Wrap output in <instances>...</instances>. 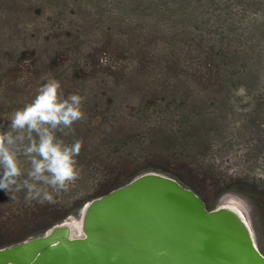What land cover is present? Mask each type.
<instances>
[{
  "label": "trees",
  "instance_id": "16d2710c",
  "mask_svg": "<svg viewBox=\"0 0 264 264\" xmlns=\"http://www.w3.org/2000/svg\"><path fill=\"white\" fill-rule=\"evenodd\" d=\"M44 3L52 51L40 60L35 47H0V129L46 77L58 79L65 95L84 97L85 118L64 139L82 140L79 180H93L53 192V202L0 189V248L158 170L193 188L209 209L225 193L241 195L264 252V0ZM236 142L244 145L241 163L220 168L215 148ZM19 161L26 173L27 159Z\"/></svg>",
  "mask_w": 264,
  "mask_h": 264
},
{
  "label": "water",
  "instance_id": "95a60500",
  "mask_svg": "<svg viewBox=\"0 0 264 264\" xmlns=\"http://www.w3.org/2000/svg\"><path fill=\"white\" fill-rule=\"evenodd\" d=\"M0 264H264V252L240 208L209 209L175 176L146 170L87 200L73 221L1 247Z\"/></svg>",
  "mask_w": 264,
  "mask_h": 264
},
{
  "label": "clouds",
  "instance_id": "9594fccd",
  "mask_svg": "<svg viewBox=\"0 0 264 264\" xmlns=\"http://www.w3.org/2000/svg\"><path fill=\"white\" fill-rule=\"evenodd\" d=\"M83 101L79 93L65 95L60 81L49 76L28 102L13 111L8 129H0V189L25 190L28 202H53V192L68 190L80 175L76 158L82 140L64 137L85 118ZM21 155L29 164L26 173Z\"/></svg>",
  "mask_w": 264,
  "mask_h": 264
},
{
  "label": "rangeland",
  "instance_id": "374dc122",
  "mask_svg": "<svg viewBox=\"0 0 264 264\" xmlns=\"http://www.w3.org/2000/svg\"><path fill=\"white\" fill-rule=\"evenodd\" d=\"M72 12L71 5L66 14L70 16ZM48 14L49 11L45 7L44 0H0V47L12 49H15V47H35L39 59H44L47 53L54 48L46 35L51 29L48 28V18L46 17ZM80 15L81 12L78 9L77 17H80ZM216 148L215 159L220 168L231 171L241 163L242 158L240 155L241 150L244 148L242 143H233L231 147L225 150H217ZM92 180L90 177H87V179L81 177L80 180L78 178L69 186H73L72 188L78 186L79 189H83L84 186L90 185ZM218 204H232L240 208L253 228L251 207L241 195L232 192L225 193L218 199L216 205ZM78 212L67 216L64 220L73 221L77 218ZM253 231L255 234L254 228Z\"/></svg>",
  "mask_w": 264,
  "mask_h": 264
}]
</instances>
